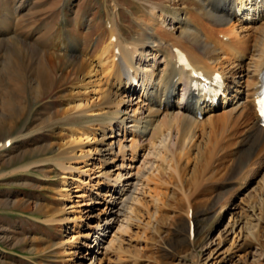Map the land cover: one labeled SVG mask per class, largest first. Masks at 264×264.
I'll use <instances>...</instances> for the list:
<instances>
[{"label": "rangeland", "instance_id": "obj_1", "mask_svg": "<svg viewBox=\"0 0 264 264\" xmlns=\"http://www.w3.org/2000/svg\"><path fill=\"white\" fill-rule=\"evenodd\" d=\"M191 2L0 0V264H264V152L238 164L244 127L225 140L208 132L190 150L184 143L167 150L164 132L135 154L129 132L124 161L118 154L104 169L122 176L126 198L117 199L114 221L91 202L106 190L97 184L103 168L93 164L94 137L117 114L77 112L90 103L94 112L104 108L98 56L110 43L108 22L118 17L122 40L133 42L141 39L135 16L145 10L167 25L161 17L184 14ZM83 132L87 143L64 159ZM61 162L78 169L62 170ZM98 220L103 235L87 239ZM238 225L243 231L232 232Z\"/></svg>", "mask_w": 264, "mask_h": 264}, {"label": "bare ground", "instance_id": "obj_2", "mask_svg": "<svg viewBox=\"0 0 264 264\" xmlns=\"http://www.w3.org/2000/svg\"><path fill=\"white\" fill-rule=\"evenodd\" d=\"M189 1L195 6L185 10L184 14L175 12L167 18L161 17L162 20H169L167 25L153 19L154 15L145 10L138 17L135 16L141 39L133 42L127 38L122 40L118 17L108 22L110 43L98 49V67L102 75L99 84L104 90L99 94V99L104 108L94 112L90 103L77 112L91 117L105 116L110 112L117 114L109 117L110 123L102 126L101 137H94L97 163L93 164L103 168L97 184L106 190L99 191L97 198H91V202L104 205L101 215L106 223L120 211L116 209L121 204L117 199L126 197L118 191L121 174L113 178L111 170L104 169L110 165L108 163H115L118 154L123 153L124 161L127 150L124 142L128 141L129 132L133 136L129 140V148L135 154L139 147L153 143L164 132L170 136L167 150L174 145L177 148L182 143L190 150L193 146L199 147L201 142L198 143V140L202 136L206 138L208 132L218 135L219 140H225L231 132L233 134L239 127H244L238 164L246 165L256 151L264 152V127L257 107L264 82V0ZM195 3L201 4L202 8L196 7L198 5ZM203 18L208 19L205 24L201 21ZM210 21L224 28L217 30L206 23ZM174 24L180 29L178 36L172 32ZM1 30L0 34L3 32ZM197 43H201L200 50L195 47ZM108 49H111V59L105 61ZM175 49L181 52H175ZM148 56L153 60L150 68L144 67ZM186 61L194 71H200L201 76H193L191 70H185ZM157 65H163L160 75L156 72ZM215 74L223 79L220 92L222 105L214 101L213 94L201 93L200 89L190 87L191 80L204 84ZM175 97L178 98L177 103L173 101ZM130 113L133 116H129ZM149 132L151 134L147 138ZM88 135L87 132L78 137L74 135V145L61 154L64 159H72L74 150H82L86 139H89ZM116 147L118 153L115 152ZM58 165L62 170L78 169L63 162ZM83 196L84 193L79 195ZM104 221L93 226V230L86 235L87 239L93 237V231L96 239L103 235L101 228ZM239 227H234L232 232L235 233ZM242 231L243 227H240ZM85 245L89 248L92 246L90 243Z\"/></svg>", "mask_w": 264, "mask_h": 264}, {"label": "snow or ice", "instance_id": "obj_3", "mask_svg": "<svg viewBox=\"0 0 264 264\" xmlns=\"http://www.w3.org/2000/svg\"><path fill=\"white\" fill-rule=\"evenodd\" d=\"M261 103H264V101H261ZM262 115H264V113H262Z\"/></svg>", "mask_w": 264, "mask_h": 264}]
</instances>
